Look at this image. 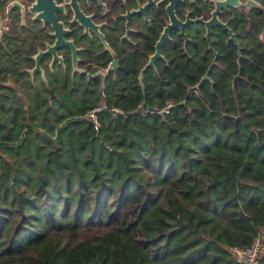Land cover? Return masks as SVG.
I'll return each mask as SVG.
<instances>
[{"label":"trees","instance_id":"16d2710c","mask_svg":"<svg viewBox=\"0 0 264 264\" xmlns=\"http://www.w3.org/2000/svg\"><path fill=\"white\" fill-rule=\"evenodd\" d=\"M226 15L241 57L217 27L209 79L201 82L213 54L197 34L189 57L180 39L170 41V56L145 72L143 85L146 59L132 55L101 86L99 77L72 75L69 55L66 68H50L47 58L46 77L33 76L48 34L36 21L20 24L17 9L8 13L0 264H240L231 248L264 234L256 185L264 182V10ZM98 42L84 52L89 70L87 59L108 61ZM103 103L97 129L86 114Z\"/></svg>","mask_w":264,"mask_h":264},{"label":"flooded vegetation","instance_id":"af4514ba","mask_svg":"<svg viewBox=\"0 0 264 264\" xmlns=\"http://www.w3.org/2000/svg\"><path fill=\"white\" fill-rule=\"evenodd\" d=\"M2 1H5V3L3 4L2 12L0 11V34L9 28L8 13L17 9L20 24L27 26L29 22L36 21L40 24L42 30L48 34V38L44 40L43 46L39 49H45L48 44L54 43L55 38L52 37L53 29L51 24H45L42 20L34 19V14L30 13L27 9V6H29L34 0H20L23 3V6H25L24 10L17 6L10 7L12 0ZM55 1L57 4H63L64 6L63 10H57L55 13L58 15L59 20L63 22L64 27L68 29L65 38L72 40L78 48L77 70H75L73 66V53L67 47H61L57 50V52L62 56V61L56 60L52 63V58L50 56H46L41 62L42 68V63L47 58H49L48 66L50 68H52L56 63L61 65L63 68H66V57L69 55L72 75L75 73H83L86 74L88 79L99 77L101 79V86H103L107 75L119 67L121 57L132 55L135 57L142 56L145 57L146 61L140 67L138 80L139 84L143 85L145 72L151 68H155L158 60H166L168 56H170L171 53L168 52L167 49L170 41H174L176 38L180 39L183 54L189 57L191 56V53L187 47L189 46V43L194 40L197 34H200L206 41L204 52H211L213 54L207 65L206 72L209 70V66L212 69L213 66L218 63L220 53L215 47V43L217 27L223 28L221 25L215 23L211 26L209 35L211 44L207 38L208 29H206L205 24L202 22H190L182 27L180 24H177L175 27L169 28V31L165 30L167 26L172 23L173 16L179 20L180 23H185L188 18H202L204 21H208L212 17L213 11L215 10L216 0H77L80 11L90 17V20L99 26V32L103 34L104 40L93 29L89 28L86 30L79 19L76 18L73 6L68 4L65 0ZM68 2H70V0ZM245 2L246 0H241L240 5L236 7H227L221 10V12L217 15L223 23H226L228 27L233 30L238 45L230 38L229 30L223 28L226 32H228V39L231 40L236 47H238L239 57H241L242 47L237 40V33L235 29L230 25L231 17L227 16L226 13L228 11H232L233 9H240L246 12L252 7L264 10V7L258 0H256V5L252 7L247 5L245 6ZM165 32L166 36L159 47V56L156 58L151 67L144 70L143 77L141 79L140 74L144 66L150 60L151 56L157 52V42L161 39V36ZM262 34L264 35V28L262 30ZM77 36L84 39V42L80 43ZM96 37L99 40L98 43L101 44V52L103 54H107L108 61L104 65L87 59V64H91L93 68L92 70H89L87 69V65L86 67L83 65V62H86L84 52H90L89 42L97 40ZM112 38L117 40L118 48H116L115 44H113L114 40H111ZM120 52L123 54L120 55ZM114 61H117V65L115 67L112 66ZM95 72H102L105 74V77L89 76V74H93ZM140 106H142V104H140Z\"/></svg>","mask_w":264,"mask_h":264},{"label":"water","instance_id":"95a60500","mask_svg":"<svg viewBox=\"0 0 264 264\" xmlns=\"http://www.w3.org/2000/svg\"><path fill=\"white\" fill-rule=\"evenodd\" d=\"M68 4L73 6L74 11L76 13V18L79 19L81 24L87 29L91 28L95 32H97L102 39L104 40V36L101 32H99V26L95 24L93 21L90 20V17L86 16L84 13H82L79 9L77 0H65ZM175 1V0H172ZM215 10L213 11L212 17L208 21H204L202 18L198 19H190L188 18L185 23H180L179 20H177L174 16L172 18V23H170L165 30L169 31V28L175 27V25L180 24L181 27L193 22H202L205 24L206 29H208L207 38L210 41V31L211 26H213L215 23L221 25L223 28L228 29L230 32V38L233 39L236 42L235 34L231 28L228 27L226 23H223L218 17V13L221 12V10L227 8V7H236L241 4V0H216L215 1ZM255 6L256 0H246L245 6ZM20 7V9H25V6H23V3L20 0H12L10 7ZM63 4H57L55 0H34L29 6H27V9L30 13L34 14V19L36 20H42L43 23L47 24L50 23L53 29L52 37L55 38L53 44H48L45 49H39L36 54L34 55V61L35 65L29 69V72L34 76L37 72L42 73V75L45 77V72H43V68L41 67V62L46 56H50L52 58V63H54L56 60L62 61V56L57 52V50L61 47H67L71 50L73 53V66L74 69L77 70V53L78 48L75 46L74 42L72 40H68L65 38V35L67 34L68 29L64 27V24L62 21L59 20L58 15L55 13L57 10H63ZM166 36V32L161 36V39L157 42L156 48L157 52L151 56L150 60L146 63L144 66L140 78L143 77V72L146 68L151 67V65L154 64V61L160 54V45L162 44L164 38ZM238 45V44H237ZM211 47V46H210ZM117 65V61H114L112 64L113 67ZM211 67L209 66V70L205 73V75L202 77L201 82L203 80L209 79V72ZM90 77L93 76H100L102 78L105 77V74L102 72H95L93 74H89ZM141 106H138L140 108ZM150 109L151 107L148 106ZM259 188L264 190V182H259L256 184Z\"/></svg>","mask_w":264,"mask_h":264},{"label":"built area","instance_id":"2783aa9c","mask_svg":"<svg viewBox=\"0 0 264 264\" xmlns=\"http://www.w3.org/2000/svg\"><path fill=\"white\" fill-rule=\"evenodd\" d=\"M105 109L107 106L103 103L95 106L86 114L94 128L98 129L99 126V111ZM111 112L113 115L125 114L124 110L116 107L111 108ZM252 240V243L247 246H233L231 248L240 264H264V234L258 233Z\"/></svg>","mask_w":264,"mask_h":264}]
</instances>
